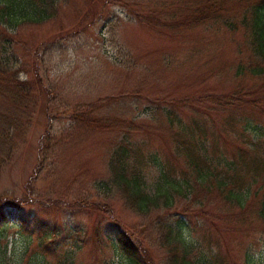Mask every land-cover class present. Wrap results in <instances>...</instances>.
<instances>
[{
	"label": "rangeland",
	"instance_id": "rangeland-1",
	"mask_svg": "<svg viewBox=\"0 0 264 264\" xmlns=\"http://www.w3.org/2000/svg\"><path fill=\"white\" fill-rule=\"evenodd\" d=\"M208 3L69 0L42 25L0 26V56L30 90L19 111L0 98V110L21 124L9 128L11 155L0 160L8 206L0 264H51L71 253L74 264H129L114 244L118 229L138 247L142 264H170L157 221L182 222L181 234L195 245L192 259L208 253L211 264H264V77L243 74L249 51L240 29L194 19ZM225 16L239 17L240 8L229 5ZM157 111L195 125L189 143L170 131L166 115L155 119ZM87 117L142 126L129 141L180 179L183 158L173 153V137L182 146L201 144L221 165L243 153L236 183L246 194L242 206L216 185L198 190L195 201L179 198L171 211L150 207L147 215L116 188L104 194L113 181L110 154L127 131L86 127L79 118ZM146 170L152 183L157 171Z\"/></svg>",
	"mask_w": 264,
	"mask_h": 264
},
{
	"label": "trees",
	"instance_id": "trees-1",
	"mask_svg": "<svg viewBox=\"0 0 264 264\" xmlns=\"http://www.w3.org/2000/svg\"><path fill=\"white\" fill-rule=\"evenodd\" d=\"M68 1L0 0V26L8 25L11 29L17 28L21 26L18 20L23 22V24L42 25L48 20L57 18L60 7L68 4ZM229 5L240 8L239 17L225 16ZM87 15L88 13L84 15L85 18ZM194 19L200 23L208 20L216 21L232 32L240 29L243 32V46L246 52L249 51V56H247V60L243 64V74L260 78L264 77V0H209L208 5L201 10V15H196ZM179 25L178 22L175 27L179 28ZM26 85L25 82L17 78L13 68L8 67L0 56V98H5L13 111H19L23 108V98H26V94L30 93ZM159 112L166 115L168 126L170 125L169 127H171L170 131L176 130L177 135L179 137L183 135L181 139L186 140V142L197 131L195 125L187 126L184 122L182 124V121L172 112L157 111L154 115L155 119L158 117ZM79 119L81 123L84 121L86 127H93L102 131L126 128L125 138L115 145L110 154L108 167L113 176V181L111 185H105L108 192H104V194H109L114 188L118 189L123 199L126 200L124 203L130 205L132 209L144 212V215L151 211L150 207H152L153 211L156 209L171 211L177 206L179 198L195 201L198 190L210 191L213 185L217 186L216 189L220 191L221 196L225 200L234 201L242 206L245 199L243 197L246 194L241 195L239 193L241 191L236 187V183L241 182L240 175L244 171L243 168L246 167V165H243V153L238 156L234 155L235 161L228 165H221L219 162H216V164L214 159L206 156L207 149L201 144H197V147L189 144H187L188 146L186 144L182 146V143L177 144V142H174L173 137V153L175 156L183 158L181 167L185 176L180 179L173 175V170L168 163L160 161L154 153H142V150H139L135 144L129 141V134L138 132L142 126H138L133 121L122 122L116 120L117 122L112 124L113 122L100 121L92 117ZM20 127L21 124L18 122L17 117L9 118L7 113H3L0 110V155H5L0 160H7L11 155L6 156L10 152L7 146L13 144L9 139V128L12 130ZM249 162L253 161L250 160ZM1 163L2 161H0ZM147 164L155 167L157 171L152 183L146 181ZM222 166L226 167L229 172L223 174ZM1 196L0 227L8 222L6 214L8 206L2 202L6 197ZM202 214L204 212L200 213L199 217L206 218ZM262 215L264 217V207ZM16 217L20 218L21 223L24 222L23 215L16 214ZM157 227L164 234V238H160L159 241L168 248L170 264H211L208 257L210 254L208 253H200L197 258L192 259L191 252L195 245L187 243L181 234L182 222L175 224L162 222L161 225V222L157 221ZM48 233L41 239L44 238L46 240ZM113 240L119 253L128 260L129 264H142L138 247L132 245L122 230L118 229L114 232ZM63 256L64 259L51 264H74L75 260L72 253L70 255L64 254Z\"/></svg>",
	"mask_w": 264,
	"mask_h": 264
}]
</instances>
